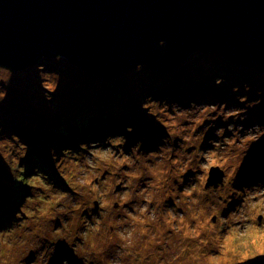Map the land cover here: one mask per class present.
<instances>
[{"label": "clouds", "instance_id": "obj_1", "mask_svg": "<svg viewBox=\"0 0 264 264\" xmlns=\"http://www.w3.org/2000/svg\"><path fill=\"white\" fill-rule=\"evenodd\" d=\"M160 46L164 47L163 41ZM141 68L137 65L136 70ZM9 72L5 86L12 78ZM37 72L44 99L51 103L60 77L52 73L58 77L53 88L47 82L50 73L43 66ZM215 84L220 86L223 80L217 79ZM244 90L250 88L245 85ZM232 91L239 93L240 89L234 87ZM7 95L6 87L0 88V103ZM238 100L245 104L248 98ZM149 103L169 114L167 131L155 150L143 151L142 141L129 148L125 135L81 143L76 150L68 148L72 161L62 166L72 192L56 189L47 183L49 175L37 170L34 175L45 179L33 182L38 188H46L47 195L27 188L29 194L9 226L0 224V264H52L56 251L45 255L46 241L61 239L74 242L75 254L68 249L82 264H264V182L237 187L242 167L235 163L236 154H221L215 141L205 148L195 135L205 120L211 130L221 116L224 123L229 117L243 120L247 109L226 111L227 105L195 103L185 109L148 97L141 105L143 111ZM260 103H247V108ZM247 130L241 149L257 144H248L249 138L259 143L264 135L260 125ZM132 131L131 127L126 129L128 134ZM224 132L220 127L214 135L220 137ZM0 149H7L0 155H11L15 150L23 159L29 150L15 135L0 138ZM60 158L52 149L55 171ZM213 170L221 174L223 184L219 187ZM11 175L17 182L15 174ZM229 198L235 207L225 203ZM93 205L95 211L90 207ZM86 211L92 214L85 217ZM60 264L70 261L64 258Z\"/></svg>", "mask_w": 264, "mask_h": 264}, {"label": "water", "instance_id": "obj_2", "mask_svg": "<svg viewBox=\"0 0 264 264\" xmlns=\"http://www.w3.org/2000/svg\"><path fill=\"white\" fill-rule=\"evenodd\" d=\"M197 51L264 65V0H0L7 71L59 57L112 81L137 65L168 73Z\"/></svg>", "mask_w": 264, "mask_h": 264}, {"label": "rangeland", "instance_id": "obj_3", "mask_svg": "<svg viewBox=\"0 0 264 264\" xmlns=\"http://www.w3.org/2000/svg\"><path fill=\"white\" fill-rule=\"evenodd\" d=\"M224 60L222 59L221 54H219L217 51L205 53L197 51L193 55H191L190 58L185 60L183 63H181L179 66L169 71L168 73L157 74L156 70H149L145 66H142L143 70L138 72L136 70V67L135 69L129 72L116 76L114 80L110 81L112 82V84L108 85L116 86L117 89L109 93V91H98L101 89L103 83L102 81H94L92 79L98 76L90 75L83 72L75 64L67 62L64 58H59V60L44 59L39 64H37V66H43L45 71L50 73L47 76V82L52 84L53 88L56 87V81L58 77L52 73H56L60 77L58 90L53 95L51 103L47 102L44 99L45 93L41 88V80L36 70H33V73L30 74L33 75V77L31 82L28 81L29 85L23 86L21 88V91H18V89H16L17 86L15 85V83L18 81H22V75H24L25 70H22L20 72H11V81L8 85L5 86L4 84L8 81L10 72L3 68H0V76H2V78L0 79V88L6 87L8 93L5 101L7 102L9 96L12 95V103L8 102L7 112L4 114L0 110V130H2L0 131V136H5L7 128L11 127V125L9 124L10 122H14L17 120L21 122L22 120L24 124L33 126V119L35 116L33 110H40L46 107V109L49 110L50 108L52 111L44 114V118L37 117V122L42 121L41 125L43 127H47V129L49 128L48 130H46V134L55 135L56 137H58L59 140L67 139L68 141V139L72 138L73 134H75L77 138V131L73 133L74 129L71 128L74 125H79V121L82 119L83 116V113L81 112V110H79V108L82 107L83 112L86 111V109L89 108L88 105L90 103L87 97H92L104 99L107 105L111 104L115 108L126 106L124 112L131 113V116L130 118H128V120H130V123L132 124H130L129 127L133 129L134 133L128 134L126 132V129L129 127H113L112 129L109 128V131H107L106 136L102 137L101 135H99V138L98 135L90 134V136L86 140H78L77 146L71 147L73 150H76L78 148V145L81 143H88L90 141L97 140L102 142L105 137L115 135H127L126 138L128 140V146L130 145V147L135 145L137 142L142 141L143 151L147 152L150 150H155L157 145H159L160 143L154 142V137L152 138V132H158L160 134L158 140L159 142L162 141V138L165 136V131H167L168 128L169 114L164 108L154 103H149L145 105V111H148L152 118L148 116L145 111L142 110L141 105L146 101V99H142V96L145 95L147 98H152V96L147 92L149 90H147L146 85L160 80V78L161 81H164L160 84H169V89H180L179 87H185L187 84L194 85L193 88L198 87L201 89V85H203L206 88V91H195L192 96H189L190 99L187 98V95L182 96V94H178L177 99L171 96H164L163 98L158 97L157 99H152L154 101H159L162 104L166 102L170 106L173 104L179 105L181 108L185 109L189 108L192 103H195L197 105L228 104L230 108H226V111L233 109H247L246 117L243 120H231V117H229L228 119L230 120L227 123H224L223 120L225 119V117L221 116L220 119L215 122V125L212 127L211 130L207 128L208 121L205 120L202 124L197 127L195 135L200 137V139L203 141V146L205 148L209 147L210 141H215V143L218 145L217 150L221 152V154H236L237 160L235 161V163H237L239 167H242L237 180V187H240L241 185H251L258 182H264V135L260 136L259 139H261V141L259 143L258 140L250 138L248 139V144L257 143L254 144L251 149L247 147L244 149L239 148V145L244 143L245 137L248 136L247 129L253 127L254 125H260L261 127H264V70H261L259 67L257 68V66L259 65H257L255 61H249L242 65H238L234 63V61H232L233 65H237L239 69H242L243 71L240 75H238L235 74L233 71H231L230 73L229 70L222 69L223 65L221 63ZM59 61L61 64H57L58 66L53 64ZM230 62V60L226 61V65H228L229 67L231 66L229 65ZM245 70H247L248 72L244 73ZM19 74H21V76H16ZM217 74L219 76L215 77ZM66 75H72L70 80L64 81ZM227 76L229 77L227 78V80L223 78ZM84 77L88 80L85 82V84H81L80 79ZM217 79L223 80V84H221L220 86H216L215 81ZM245 85L250 88V91H241V89L245 88ZM234 87H238L241 92L239 91V93H233L232 89ZM73 88H77V90L69 91ZM119 94L120 98L118 99ZM171 94L172 92L170 91L168 95ZM107 96H110V102H107ZM243 96H247V103H251L256 100H259L261 103L255 108L248 109L247 103H240L241 105L238 104V97ZM193 99H198V101H194ZM16 100H19L18 102H24V104L22 105V103H19L15 105ZM25 102L29 105V107L27 106V104H25ZM1 105L2 103H0V107ZM78 110L81 113L76 118V121H78V124H76L75 117ZM43 112L45 111L40 110V113L38 115H41ZM213 115H215V113H213ZM133 117H137V119L133 121ZM147 118H151L152 122L148 121ZM58 125L62 127L58 129ZM229 125H235L237 128L228 130L227 127ZM220 127H224L225 132L222 136L216 137L214 133L216 129ZM240 127H242L243 129H241ZM62 128H64L65 133L61 131ZM115 129L116 134H113ZM13 144L16 143L13 142ZM0 151H4L5 153H7V149H0ZM13 151L14 152H12L11 155H0V157H2L3 159V162H7L9 165L8 168L5 164L9 170V177L13 179L11 172L14 173L15 177L17 178L22 176L17 174V172L15 171V166L19 163V168L21 170L26 171L24 167L27 169L24 175L31 176L33 178L27 188L33 192H39L47 195L46 188H38L37 185L33 182L42 181L43 179L38 175H34L35 173H32V169L29 167V165H32V161L28 158V156L23 159L24 157L22 154L15 152V150ZM16 156L19 157L18 160L13 161ZM63 157H67L68 159H65ZM62 158L64 159L63 161H61V159L57 161L56 166L58 172L49 184L53 183L55 185L61 183L62 186H60L61 188L59 190H62L64 192H72L71 187L67 183V177L64 175V168L62 166L64 163H71L72 154L70 153L69 155H64L62 156ZM243 161H245L244 164ZM3 162L1 163L2 166H4ZM13 167L14 170L12 169ZM238 171L239 168H237V172ZM7 183L9 185L8 181ZM217 184L218 185L216 186L219 187L223 184V181L222 183L218 182ZM55 188L58 189L57 187ZM5 189V186H0V193L2 191H5ZM27 191L29 194V190ZM28 194H26L25 196H27ZM22 202L23 201H21L17 208H15L16 211H18V208L22 204ZM225 203L233 207L236 206L231 198L226 200ZM11 204H9V206ZM90 207L92 211H95L94 205ZM224 210L226 211L227 209ZM5 212V208H2L0 211L2 216H4ZM91 214V211H86L84 213L85 217L90 216ZM69 223L73 226V229L76 230L74 222L69 221ZM62 225L63 222H59L57 231L59 230V226ZM46 244L47 251L45 255H51L55 251L57 252V250H60L62 251V257L66 258L69 256V258L74 259L72 257L70 249H68L72 248L73 253L75 254L74 242L69 243L68 241L61 239L57 241H46ZM63 244H65L66 247L60 246ZM55 257L56 255L53 257L52 264H56L57 260L55 259ZM77 260V264H82L79 256H77ZM257 264H259V262H257Z\"/></svg>", "mask_w": 264, "mask_h": 264}, {"label": "trees", "instance_id": "obj_4", "mask_svg": "<svg viewBox=\"0 0 264 264\" xmlns=\"http://www.w3.org/2000/svg\"><path fill=\"white\" fill-rule=\"evenodd\" d=\"M223 62H224L223 69L229 70L230 73H231V71H233L235 74L240 75L241 72H243L242 69H239V67L237 65H235V64L233 65L232 64L233 62L229 63V65H231L230 67L228 65H226L225 60ZM53 64L58 66L57 64H61V63L59 61V62L53 63ZM226 66H228V67H226ZM258 67L261 70H264L263 65H259V66H257V68ZM33 70H36L35 67H31V68L26 69L24 71V75H22V81H18L15 83V85L17 86L16 89H18V91H21V88L23 86H28L29 82L32 81L33 75H30V74L33 73L32 72ZM41 72H42V69H41ZM247 72H248L247 70L244 71V73H247ZM157 74H158V72H157ZM16 76H21V74L16 75ZM1 78H2V76H0V79ZM223 78H225L227 80V78H229V77L227 76V77H223ZM92 79L94 81H98V80L102 81L103 85L101 86V89L98 90L99 92L109 91V93H110V92L117 89L116 86L108 85V84H112V82H110V81L100 80L98 77H94ZM87 80L88 79L85 77L80 79L81 84H85V82ZM162 82H164V81H161V78H160V80H157L151 84L146 85L147 90H149L147 92L152 96V98L157 99L158 97L163 98L164 96H171V97H174L175 99H177L178 94H182V96L187 95V98L190 99L189 96H192L195 93V91L196 92H198L199 90L202 92L206 91V88L203 85H201V89H200L198 87L193 88L194 85H191V84H187L185 87H179L180 89H172V88L169 89V87H170L169 84H167V85L165 83L160 84ZM171 84H173V83H171ZM263 86H262V89H263ZM190 89H192V90H190ZM75 90H77V88H73L69 91H75ZM170 91L172 92V94L168 95L170 93ZM241 91H244V89H241ZM11 97H12V95L9 96L7 102L6 101L2 102L0 110L4 114L7 112L8 102L12 103ZM119 98H120V94L118 96V99ZM87 99L90 101V103L88 105L89 108L86 109V111H84V112L82 110V107L79 108V110H81V112L83 113V116H82V119L79 121L80 122L79 125H76L75 130L73 131V133H75L77 131L78 137L76 138L75 134H73L72 138L68 139V141H67V139L59 140L58 137H56L55 135L46 134V130H48L49 128L47 129V127H43L41 125L42 121L37 122V117L44 118L43 117L44 114L52 111L50 108H49V110L46 109V107L40 109V110L45 111L41 115H38L40 113V110H37V109L33 110V112L35 113V116L33 119V121H34L33 126L24 124V122L21 119H20L21 122H19V120H17V121L9 123L11 125L10 128L12 130L10 132L8 130L5 133V136L10 138L11 136L15 135V136L20 138L22 143H24L28 146L29 150H28L27 156L32 161V165H29V167L32 169L35 165H37L38 171L40 173H46L47 175H49V177L46 178L47 183H50L51 180L55 177V175L58 172L57 166H56V171H55L54 162L52 160V149H55V154L57 155V158H59V156L61 155L60 159H61V161H63L64 160L63 158H65V159H68V158L67 157L62 158V156L69 155L71 152H70V150H67V149L71 148V147H76L78 144V140L84 141L90 136V134L98 135V137H99V135H101L103 137V136H106L107 131H109L108 130L109 128H111V129L113 127L127 128V127H129L130 124H132V123H130V120H128V118H130V116H131V113L124 112L126 106L115 108L111 104L107 105L105 103L104 99H101V98H92V97L89 98V97H87ZM182 100H184V99H182ZM18 101L19 100L15 101V105H17L19 103L20 104L22 103V105L24 104V102H18ZM107 102H110V96H107ZM25 104H27V103L25 102ZM238 104L241 105L239 102H238ZM27 106L29 107L28 104H27ZM16 110H17V108H16ZM46 110H47V112H46ZM79 110H78L76 117H75L76 124H78V121H76V118L81 113ZM106 114H108V115H106ZM136 119H137V117L132 118L133 121H135ZM62 125H63V123H62ZM60 127H62V126L58 125V129ZM61 131L63 133H65L64 128H62ZM132 133H134V132L132 131ZM113 134H116V129L114 130ZM0 138H2V137L0 136ZM13 142L16 143V141H13ZM74 143H76V144H74ZM128 147L130 148V145ZM62 149H66V150L61 153ZM12 152H14V151H12ZM42 154H44L45 156H43L42 159H40V163L36 164V159L34 158V155H38L39 157H41ZM18 158L19 157L16 156L13 161H17ZM2 162H3V159H2V157H0V186H5V188H6L5 191H2L0 193V211L2 208H5L6 212H5L4 216H2V214L0 213V224H2L3 227H7V226H9L10 222L14 218V214L16 212L15 208H17L19 203H21V201H23L25 195L28 194L27 187L33 178L31 176H25L24 174L26 171L21 170L19 168L20 164L18 163L15 166V171L17 172V174L22 175V176H20L19 178L15 177V179L17 180L18 183H21L24 186L18 184L14 179H11L9 177V170L5 164H4V166L1 165ZM12 169L14 170V167ZM32 173L34 174V172H32ZM4 178L9 182V185ZM42 179L44 180L45 178H42ZM10 181H12V182H10ZM51 184L54 185L53 183H51ZM60 186H62L61 183L54 185V187H57L58 189L61 188ZM9 204H11V205L9 206ZM3 206H5V207H3ZM60 246L66 247L65 244L60 245ZM74 252H75V250H74ZM66 258L69 259L70 264H77L76 261H74V259L69 258V256ZM55 259L57 260L56 264H60V261L62 259H64V257H62V251L57 250Z\"/></svg>", "mask_w": 264, "mask_h": 264}, {"label": "bare ground", "instance_id": "obj_5", "mask_svg": "<svg viewBox=\"0 0 264 264\" xmlns=\"http://www.w3.org/2000/svg\"><path fill=\"white\" fill-rule=\"evenodd\" d=\"M52 60V59H51ZM222 65L224 64V62H222L221 63ZM33 67H35V69L37 70V68H38V66L36 65V66H33ZM222 69H223V67H222ZM141 70H143L142 68H141ZM140 70V71H141ZM71 76L72 75H66L65 76V79H64V81H67V80H70V78H71ZM219 75L217 74L215 77H218ZM237 77V76H236ZM100 80H102V78H99ZM147 97L145 96V95H143L142 96V99H146ZM196 98V97H195ZM194 100V99H193ZM194 101H198V99H196V100H194ZM186 102H188V101H186ZM227 108H230V106L227 104ZM148 119V121H150V122H152V119L151 118H147ZM25 122H27V121H25ZM71 123H73V122H71ZM75 126L76 125H74V127L73 128H71V129H74L75 130ZM60 129V128H59ZM9 130V132L12 130L11 128H7V131ZM88 131V130H87ZM126 136V135H125ZM159 136H160V134L158 133V132H156V131H153L152 132V138L154 137V142H158V143H161V141L159 142V140H158V138H159ZM98 141V140H97ZM43 156H45L44 154H42V156L41 157H39L38 155H34V158L36 159V164H38V163H40V159H42V157ZM37 170H38V166L37 165H35L33 168H32V172H34V173H37Z\"/></svg>", "mask_w": 264, "mask_h": 264}]
</instances>
